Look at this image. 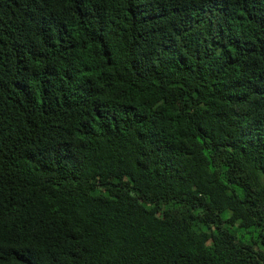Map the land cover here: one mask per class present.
<instances>
[{"label":"trees","instance_id":"16d2710c","mask_svg":"<svg viewBox=\"0 0 264 264\" xmlns=\"http://www.w3.org/2000/svg\"><path fill=\"white\" fill-rule=\"evenodd\" d=\"M0 264H264V0H0Z\"/></svg>","mask_w":264,"mask_h":264}]
</instances>
